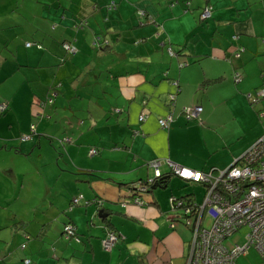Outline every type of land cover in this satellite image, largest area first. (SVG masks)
Listing matches in <instances>:
<instances>
[{"label":"crops","instance_id":"0c3cea01","mask_svg":"<svg viewBox=\"0 0 264 264\" xmlns=\"http://www.w3.org/2000/svg\"><path fill=\"white\" fill-rule=\"evenodd\" d=\"M207 5L213 15L204 20ZM64 41L76 51H66ZM259 88L264 0H0V104H7L0 113V264H185L191 240L180 231H191L174 221L168 198L195 192L153 191L156 203L147 206L115 201L127 184L154 178V160L162 173H171L169 161L202 171L233 164L264 134V99L253 107L247 101L253 103L248 95ZM173 93L174 118L164 128L160 119L169 114ZM50 97L53 103L38 105ZM190 105L203 106L198 118L183 113ZM40 112L70 123L52 127L39 117L38 134L19 139L33 133ZM142 113L147 117L139 121ZM228 118L238 126L228 128ZM213 129L258 130L240 151L208 164L221 147ZM53 137L56 151L49 148ZM44 146L48 157L39 150ZM80 194L84 205L69 211ZM97 197L122 233L110 251L102 244L107 223ZM15 202L33 207L32 220L11 209ZM67 222L81 242L64 237Z\"/></svg>","mask_w":264,"mask_h":264},{"label":"built area","instance_id":"2783aa9c","mask_svg":"<svg viewBox=\"0 0 264 264\" xmlns=\"http://www.w3.org/2000/svg\"><path fill=\"white\" fill-rule=\"evenodd\" d=\"M212 15L213 6L207 5L202 11L201 18L210 19ZM233 38L236 39L237 36ZM98 39L100 40V37ZM27 45L31 46V43ZM63 47L70 53L76 51L70 41L64 42ZM169 53L175 55L171 48ZM237 56H240V52ZM241 79L242 75L237 72L235 81L239 82ZM248 96L253 103L258 101L253 94L250 93ZM260 96H264V89ZM175 99L173 93L169 114L160 119V125L164 128H168L174 118ZM41 105L44 106L45 103L42 102ZM6 108L7 104H0L1 112ZM182 111L188 119H195L200 116L203 106H185ZM146 117V113L140 115L141 120H145ZM32 129H35V125H32ZM28 138L30 135H22L23 140ZM96 153H98L96 149H91V154ZM150 164L154 168V178L149 182L153 183L155 178L162 175L161 161L154 160ZM169 164L174 174L184 180L201 182L205 187L202 202L195 199L186 201L177 197L170 199L172 210L183 209L187 224L192 228L190 249L185 264H235L236 259L246 254L251 247L255 248L264 260V135L226 168L201 171L172 161H169ZM137 187L142 190L148 189L145 184H139ZM136 202L137 205L142 204L138 200ZM243 226L249 227L245 243L228 246L225 242L227 238ZM65 231L70 238H75L72 226H67ZM118 239L119 235L115 231H110L103 240L104 248L112 250Z\"/></svg>","mask_w":264,"mask_h":264},{"label":"rangeland","instance_id":"374dc122","mask_svg":"<svg viewBox=\"0 0 264 264\" xmlns=\"http://www.w3.org/2000/svg\"><path fill=\"white\" fill-rule=\"evenodd\" d=\"M242 79H243V77H242ZM263 89L264 88H259V89H257L256 91L253 92V94H255L254 97L255 98H258V101L256 102V105H259L260 104V101L262 99H264V96H260V92H262ZM53 94H55V93H53ZM246 95H248V93ZM51 98H53V97H51ZM53 100H54V98H53ZM247 101H248V104L251 107H253L254 103H251L250 104L249 100H247ZM39 106L41 108H43L42 105H39ZM55 112H57V113H62L63 112V115L66 114L67 117H70L73 114L69 109H62V112H58V111L55 110ZM40 113H41L40 116L39 115H35L34 116V118H35L34 119L35 120L34 121L35 122V126L38 123L39 117H41L40 119H42V117H45L44 121L47 122V123L48 122L51 123V126L52 127H53V125H55L57 123L59 124L61 122H62V125H65V124L66 125H69V123H70L68 119H60V121H61L60 122L59 121V117L57 118L54 115H50L49 116V115H47L46 112H40ZM225 123H227V125H229L228 128H230V127H236L239 124L235 120H232L230 118L226 119L225 120ZM43 127H44V125H42L40 127V129H43ZM257 130L258 129H213V135L212 136H213L215 142L218 143V146H221V147H219L218 151H213V153L211 155H209V157H208V164H211L212 161H209V160H212V158H217V159L225 158L227 155H230L232 152L240 151L241 150V147L243 146L242 144L245 141L246 137L247 136L248 137L253 136L254 134H256ZM33 131H34L33 134L36 133L34 135H37L38 134V132L36 131V128ZM42 132H44V131H39V133H42ZM27 134H30V133H27ZM224 135H230L231 137H233L235 139V141L232 142L230 145H224V143H222V141L219 140V138H221V139L224 138ZM19 139H22L20 137V135H19ZM29 139H31V137L28 138V140ZM55 139H56V137H53L52 138V141L50 142L49 141V138H48L49 148H51L54 151L58 150V148H59L58 145L57 146L55 145L56 144L55 143V141H56ZM24 140H26V139H24ZM60 145H61V143H60ZM49 148H47L46 146H44V147H42L39 150L43 153V155L45 157H48L51 154V153H48V149ZM245 151H246V149L241 152V155L239 157H241L245 153ZM197 152L202 153V151L200 149H198ZM36 155H37V153L34 154V156H36ZM49 167H50V165H49ZM185 184H187V185H185ZM181 185H184L185 187L182 188ZM172 189H175L176 192L178 190L180 192H181V190H187V191H190V192H195L194 198L198 202H202L203 201L204 194H205V187L202 184L197 183V182H186L185 180H183L182 178H180L176 174L173 175V178L171 180V183H170V185L167 188H164V189L163 188H156L155 191H156V194L157 193H160V192L171 193ZM173 197H175V195H171L170 194V196L168 198V205H169V207H171L170 199L173 198ZM11 205L12 206H10V207H11L12 210H17V212H19V213L28 215V219L29 220H32V218L34 217L33 211L31 210V209H33V207L31 205H29V206L22 205L21 206V205L18 204V202H15V203H13ZM82 205H84V204H82ZM10 207L8 206L7 209L11 210ZM0 211H3V210L0 209ZM4 211H6V210L4 209ZM181 212L182 211H179V213H181ZM176 215H178V213H176L175 216ZM97 220H99V218H97ZM176 223L182 225V227H184V228L187 227V225H186L185 222H182V221L178 222L177 221ZM248 232H249V227L248 226L241 227L239 229V231L235 232L232 236H230L226 240V244L228 246H230V247L231 246H234L236 244L243 245L245 243V241H246V235L248 234ZM180 233L186 239H187V236H189V241L191 240V232L189 233V232H185V231H180ZM72 238L73 237H71L70 239H72ZM0 243H1V241H0ZM256 251L257 250L255 248H251L246 254L241 255L240 258L238 259L237 263H235V264H264V260H262V258L260 257V255Z\"/></svg>","mask_w":264,"mask_h":264},{"label":"trees","instance_id":"16d2710c","mask_svg":"<svg viewBox=\"0 0 264 264\" xmlns=\"http://www.w3.org/2000/svg\"><path fill=\"white\" fill-rule=\"evenodd\" d=\"M205 20H208V19H205ZM83 24H84V22H78L77 24H76V28H81V27H83ZM235 36V35H234ZM233 36V37H234ZM237 36V38L236 39H234V40H237L238 38H239V36L238 35H236ZM101 40V39H100ZM99 39H98V41H97V46L99 47V48H101V46H104V42H101ZM64 42H66V41H64ZM63 42V43H64ZM63 43H62V45H63ZM36 46H38L39 48H42V45H40L39 46V43L38 44H36ZM65 49V48H64ZM172 49V48H171ZM242 49H243V47H240V48H238V49H236V50H234L233 51V55H235L236 57H240L241 55H242ZM66 50V49H65ZM173 50V49H172ZM67 51V50H66ZM174 51V50H173ZM240 52V56H237V53H239ZM174 54L176 55V52L174 51ZM236 74V73H235ZM234 79H235V75H234ZM214 81H216V80H212L211 82H214ZM50 99H52V101L50 102ZM42 102H44L45 103V105L44 106H46L48 103L49 104H51V103H53V98H48L47 100H41V102L39 103L38 102V105H41V103ZM43 106V107H44ZM6 110V109H5ZM5 110L4 111H2V112H5ZM114 111L115 112H120V110L119 109H114ZM2 112H0V113H2ZM139 121H143V120H141L140 119V116H139ZM32 125H35V124H32ZM32 128V127H31ZM35 128H36V126H35ZM32 132H34L33 131V129H32ZM28 135H30V137L32 138V135H33V133H30V134H28ZM264 135V134H263ZM262 135V136H263ZM261 136V137H262ZM260 137V138H261ZM66 139H68V138H66ZM259 139V138H258ZM257 139V140H258ZM256 140V141H257ZM93 149H96V148H93ZM97 150V149H96ZM97 152H98V150H97ZM210 169H214V167H212V168H210ZM210 169H208V170H210ZM207 170V171H208ZM202 171V170H201ZM203 171H205V170H203ZM170 174H174V172H172L171 171V173H162V175L160 176V177H158V178H155V181L153 182V183H150L149 182V180H140V181H135V182H132V183H129V184H127V188H125L121 193H120V195H119V198L117 199V201H115L116 202V204L117 205H122V206H127L128 204H135V205H137V202H136V200H138V201H140V202H142V204H141V206H147V205H152V204H155L156 203V201L153 199V196H152V192L153 191H155V189L156 188H164V187H167L168 186V184H169V182H170V178H171V176H170ZM181 178V177H180ZM184 180V179H183ZM186 182H195V181H189V180H185ZM197 183H200V184H202L201 182H197ZM141 185V184H145L147 187H148V189L147 190H142L141 188H138L137 187V185ZM203 185V184H202ZM204 186V185H203ZM194 195L195 194H189V195H185V196H182V197H177L178 199H185L186 201H193L195 198H194ZM176 197V196H175ZM84 202V200H83V195L82 194H80V195H78V196H76V197H73L71 200H70V203H69V207H68V210L69 211H72L74 208H76V207H78V205H81L82 203ZM94 202H96V204H97V206H100V207H102V209H101V211H102V214L103 215H105V214H108V216L107 217H105V218H103V221L104 222H106L107 223V225H106V228H107V232H106V234H105V236L103 237V239H102V244H103V240L107 237V234L110 232V231H115L118 235H119V238H120V236H121V234L122 233H118L115 229H113L112 227H111V222H110V214H111V212H110V210H109V208H107L106 206H105V200L104 199H102V197H97V199H95V201ZM171 204V203H170ZM179 211H182L181 213H179ZM108 212H110V213H108ZM176 213H178V215H176L173 219H174V221L175 222H180V221H182V222H185L186 223V225H187V227H189L190 228V231H191V234H192V228H191V226H189L188 224H187V220H186V217H185V215H184V210L183 209H181V210H177L176 211ZM175 213V214H176ZM20 226H23L24 225V223L23 222H20V224H19ZM67 226H72L73 227V229H74V234H75V238H72L73 240H76L77 242H81L82 240H81V235H80V233L78 232V229H77V227H76V225L74 224V223H72V222H67V223H65V225H64V227H63V235H64V237L66 238V239H70V237L68 236V234L66 233V231H65V228L67 227ZM25 238L27 239V240H29V239H31V234H29V233H26L25 234ZM76 238H78V240L76 239ZM228 239V238H227ZM226 242V241H225ZM116 246V245H115ZM21 247L22 248H26L27 247V244H26V242L25 243H23L22 245H21ZM103 248H104V245H103ZM252 248V247H251ZM250 248V249H251ZM105 249V248H104ZM114 249V248H113ZM249 249V250H250ZM106 250V249H105ZM248 250V251H249ZM108 251H110V250H108ZM258 252V251H257ZM244 255V254H243ZM241 256V255H240ZM239 258V257H238ZM238 258L236 259V261H235V263H237V260H238ZM262 258V257H261ZM0 260H2V257L0 256ZM262 260H263V258H262ZM24 263L25 264H31V260L30 259H24Z\"/></svg>","mask_w":264,"mask_h":264},{"label":"water","instance_id":"95a60500","mask_svg":"<svg viewBox=\"0 0 264 264\" xmlns=\"http://www.w3.org/2000/svg\"><path fill=\"white\" fill-rule=\"evenodd\" d=\"M99 216H100L101 218H105V217L108 216V214L103 215V214H102V211H100Z\"/></svg>","mask_w":264,"mask_h":264}]
</instances>
